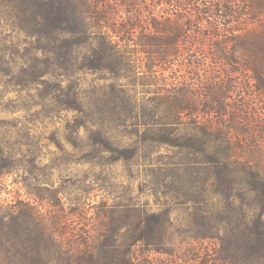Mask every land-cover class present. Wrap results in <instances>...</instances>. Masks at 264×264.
Masks as SVG:
<instances>
[{
	"label": "rangeland",
	"instance_id": "374dc122",
	"mask_svg": "<svg viewBox=\"0 0 264 264\" xmlns=\"http://www.w3.org/2000/svg\"><path fill=\"white\" fill-rule=\"evenodd\" d=\"M36 40L0 30V157L7 163L0 206L21 202L35 208L65 244L104 245L94 253L99 262L127 251L152 264H232L220 235L231 231L222 217L233 209L222 195L210 193V185L202 187L205 173L195 181L178 166L184 153L150 139L157 120L176 115L156 112L153 98L165 92L183 99L187 81L198 100L195 114H182L187 121L216 118L205 104L225 97L229 115H237L241 154L264 168L261 91L245 75L235 86L204 88L181 57L168 70H126L111 94L112 73L58 62ZM129 96L137 105L133 110ZM188 187L196 192L186 194ZM197 230L220 237H199ZM57 248L46 259L56 261Z\"/></svg>",
	"mask_w": 264,
	"mask_h": 264
},
{
	"label": "trees",
	"instance_id": "16d2710c",
	"mask_svg": "<svg viewBox=\"0 0 264 264\" xmlns=\"http://www.w3.org/2000/svg\"><path fill=\"white\" fill-rule=\"evenodd\" d=\"M0 30L36 38L37 48L53 53L58 62L112 73L111 94L126 70H168L183 57L182 66L195 70L193 81L204 88L218 82L235 86L245 75L264 95V0H0ZM183 84V99L165 92L153 98L156 112L162 108L176 115L157 120L150 139L184 153L178 166L195 181L205 173L202 187L210 185V193L222 195L233 209L222 217L231 225L226 235L200 230L197 235L220 237L232 264H264V168L241 154L234 133L237 115H229L225 97L205 104L216 118L184 121L183 113L197 112L198 100L189 83ZM128 103L132 110L137 107L131 96ZM5 167L2 155L0 176ZM82 244L55 238L48 221L31 206H0V264H152L136 261L127 251L99 262L94 253L104 245ZM55 246L59 258L46 259Z\"/></svg>",
	"mask_w": 264,
	"mask_h": 264
}]
</instances>
